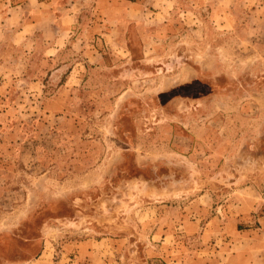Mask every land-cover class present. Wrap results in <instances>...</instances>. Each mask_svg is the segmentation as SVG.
Instances as JSON below:
<instances>
[{
  "label": "rangeland",
  "instance_id": "obj_1",
  "mask_svg": "<svg viewBox=\"0 0 264 264\" xmlns=\"http://www.w3.org/2000/svg\"><path fill=\"white\" fill-rule=\"evenodd\" d=\"M150 3L0 0V264H227L264 231V0ZM51 4L78 22L1 12Z\"/></svg>",
  "mask_w": 264,
  "mask_h": 264
},
{
  "label": "crops",
  "instance_id": "obj_2",
  "mask_svg": "<svg viewBox=\"0 0 264 264\" xmlns=\"http://www.w3.org/2000/svg\"><path fill=\"white\" fill-rule=\"evenodd\" d=\"M126 1V0H124ZM150 1L151 5L153 0H148ZM138 1H131V4L133 7L137 5ZM48 5V3H47ZM3 12V17H4V22L10 24L13 23L15 20L18 21L20 17V21H23V23L19 26V28L16 30V32L22 33L28 30L29 35H36L38 31H41L42 27H45L46 24L51 25L50 23L53 24L54 28L58 30V32L66 31L69 29L71 23L78 22V19L80 18V13L77 15L74 14L72 11L68 12H62L60 14L56 13V10H54V6L51 4L50 8L48 10H42L39 13L38 12H33L32 13V18L28 21H24V10L23 6H17V7H8L6 10L2 11ZM74 18V20H73ZM11 21V22H10ZM68 21H71L70 23L66 24ZM8 24H5L7 26ZM14 25V24H11ZM26 28V29H25ZM37 36V35H36ZM48 39V46H47V51L53 49L56 45V40H52L50 42V39ZM14 43V42H12ZM10 46H17L18 48L20 47L19 44H9ZM14 49V46L12 47ZM253 211V209H252ZM258 221L263 224L264 227V219L259 218ZM244 223L243 218H239L238 220L236 219V224L235 227L236 231L232 233L234 237L241 236V231H238V225ZM233 225V224H232ZM246 236H248L247 241H248V246L245 253H242L243 256H240L238 254L239 246L237 248V254H231L229 256V261L227 260V264H264V231L260 232H255L253 229H248ZM240 243V242H239ZM238 243V244H239ZM231 247V248H230ZM237 247V243H234V240H230L229 243L225 246V249L231 250ZM93 256V253L91 254Z\"/></svg>",
  "mask_w": 264,
  "mask_h": 264
}]
</instances>
